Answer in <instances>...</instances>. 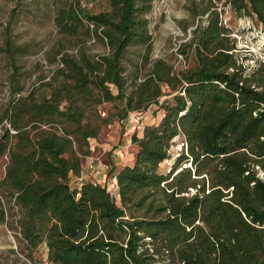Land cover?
Returning a JSON list of instances; mask_svg holds the SVG:
<instances>
[{"label": "trees", "instance_id": "trees-1", "mask_svg": "<svg viewBox=\"0 0 264 264\" xmlns=\"http://www.w3.org/2000/svg\"><path fill=\"white\" fill-rule=\"evenodd\" d=\"M154 1L108 0L94 15L77 3L57 8L49 80L13 88L0 117L8 125L0 224L9 215L29 260L44 246L50 264H264V60L249 72L238 63L208 0L199 11L206 24L187 45L193 67L180 72L158 59L142 71L128 54L131 46L149 52L145 17ZM225 1L264 32V0ZM6 36L0 54L16 71L30 45ZM92 41L102 53L91 52ZM103 104L120 121L162 111L156 126L132 137L135 165L110 168L114 195L95 182L70 183L99 136L93 119ZM177 137L181 153L164 175L159 165Z\"/></svg>", "mask_w": 264, "mask_h": 264}, {"label": "rangeland", "instance_id": "rangeland-1", "mask_svg": "<svg viewBox=\"0 0 264 264\" xmlns=\"http://www.w3.org/2000/svg\"><path fill=\"white\" fill-rule=\"evenodd\" d=\"M106 1L108 0H0V48L6 35L15 45H30V53L18 60L17 66L20 68L16 71L8 67L6 57L0 54V117L17 84L24 92L29 91L40 84V79H44V82L49 80L55 69L53 49L60 38L53 23L55 10L66 4L77 3L94 15L106 10ZM212 4L215 6L213 10L220 14L222 25L229 30L234 41V54L238 63L249 72L264 60L262 28L254 19L236 14L225 0H212ZM206 6H209L208 0H155L145 17L150 34L149 52L146 55L143 46H131L128 56L132 63L144 72L158 59L164 60L180 72L193 67L194 61L187 45L195 29L206 24L207 15L202 16L199 12ZM195 11L199 15H195ZM88 45L93 54L103 52V48L93 41ZM144 55L147 62L144 61L145 57H141ZM129 70L133 68L129 66ZM162 100L169 103L173 101L172 96L163 97ZM95 111L93 121L101 125V130L98 138L91 143L90 156L96 159L97 164L107 167H103L105 180L99 185H105L114 195L117 190L116 180L109 173L110 168L113 166L118 171L135 165L138 148L132 137L136 135L140 138L146 126H156L162 117V111L157 106H152L140 115L136 112L129 113L124 121L118 119V110L111 104L100 105ZM110 117L108 124H102V121ZM7 127L5 123L0 125V135ZM181 149L182 139L177 137L168 151L169 159L159 165V172L166 175L170 171ZM6 162L5 156L0 157V179L4 176ZM185 167H189V164L181 165V168ZM6 223L0 224V264H50L44 246L33 253L31 260L26 258L27 252L21 251L23 244L19 240V234L9 225V215Z\"/></svg>", "mask_w": 264, "mask_h": 264}, {"label": "crops", "instance_id": "crops-1", "mask_svg": "<svg viewBox=\"0 0 264 264\" xmlns=\"http://www.w3.org/2000/svg\"><path fill=\"white\" fill-rule=\"evenodd\" d=\"M89 158L84 160V163L82 165V172H81V175L79 177H73V179L71 178V185L72 186H76V185H80L81 183H84V182H95V183H103L104 180H105V175H104V172H103V167L104 166H101L100 164L101 163H95L93 165V168H89V165H88V161H89Z\"/></svg>", "mask_w": 264, "mask_h": 264}, {"label": "built area", "instance_id": "built-area-1", "mask_svg": "<svg viewBox=\"0 0 264 264\" xmlns=\"http://www.w3.org/2000/svg\"><path fill=\"white\" fill-rule=\"evenodd\" d=\"M14 133V132H12ZM88 159V158H87ZM96 163V159H93V158H89V161H88V165H89V168H93V165ZM104 169H107V167H104Z\"/></svg>", "mask_w": 264, "mask_h": 264}]
</instances>
